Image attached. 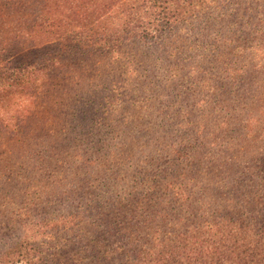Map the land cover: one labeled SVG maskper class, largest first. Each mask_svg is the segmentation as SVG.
I'll list each match as a JSON object with an SVG mask.
<instances>
[{"label": "rangeland", "instance_id": "374dc122", "mask_svg": "<svg viewBox=\"0 0 264 264\" xmlns=\"http://www.w3.org/2000/svg\"><path fill=\"white\" fill-rule=\"evenodd\" d=\"M43 1L0 0V248L38 224L26 246L42 250L50 220L93 205L124 237L142 221L264 216V0H202L156 41L115 49L39 46ZM77 221L71 244L105 231Z\"/></svg>", "mask_w": 264, "mask_h": 264}, {"label": "trees", "instance_id": "16d2710c", "mask_svg": "<svg viewBox=\"0 0 264 264\" xmlns=\"http://www.w3.org/2000/svg\"><path fill=\"white\" fill-rule=\"evenodd\" d=\"M202 4V0H44L33 34L39 46L52 44L63 49H115L130 41L152 43L173 25L194 17ZM17 72L9 81L16 83L21 78ZM4 86L0 81V91ZM4 125L5 120L0 118V128L9 129ZM139 197L132 198L133 202L137 203ZM119 204L117 213L127 208ZM81 211L44 219L56 229L50 232L52 240L41 243L42 250L27 248L25 232H40L35 229L45 227L23 225L19 241L0 248V264H264L263 215L256 223H251L256 217L247 218L245 213L219 216L210 212H203L193 223L192 216L184 223L182 218H165L152 228L142 221L138 222L143 225L141 234L124 237L121 232L125 222L111 213L101 212L94 220L93 214L101 207L87 206L84 216ZM71 221L105 231L82 245L78 240L77 246L61 235Z\"/></svg>", "mask_w": 264, "mask_h": 264}]
</instances>
